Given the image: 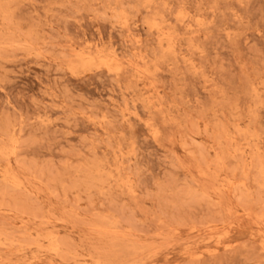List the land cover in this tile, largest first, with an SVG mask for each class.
Wrapping results in <instances>:
<instances>
[{
    "label": "rangeland",
    "instance_id": "obj_1",
    "mask_svg": "<svg viewBox=\"0 0 264 264\" xmlns=\"http://www.w3.org/2000/svg\"><path fill=\"white\" fill-rule=\"evenodd\" d=\"M0 264H264V0H0Z\"/></svg>",
    "mask_w": 264,
    "mask_h": 264
}]
</instances>
